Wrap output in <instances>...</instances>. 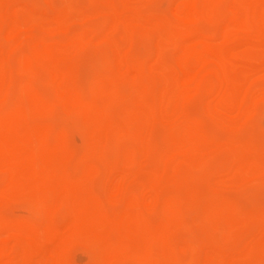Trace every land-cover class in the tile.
Listing matches in <instances>:
<instances>
[{
    "label": "rangeland",
    "instance_id": "obj_1",
    "mask_svg": "<svg viewBox=\"0 0 264 264\" xmlns=\"http://www.w3.org/2000/svg\"><path fill=\"white\" fill-rule=\"evenodd\" d=\"M0 4V264H264V0Z\"/></svg>",
    "mask_w": 264,
    "mask_h": 264
},
{
    "label": "bare ground",
    "instance_id": "obj_2",
    "mask_svg": "<svg viewBox=\"0 0 264 264\" xmlns=\"http://www.w3.org/2000/svg\"><path fill=\"white\" fill-rule=\"evenodd\" d=\"M80 1H81V0H80ZM75 2H76V1H75ZM75 2H74V3H75ZM90 2H92V1H90ZM79 3H81V2H79ZM94 3L96 4L97 2H96V1H95V2H92V4H94ZM95 4H94V5H95ZM183 4H184V3H183ZM0 5H1V4H0ZM56 5H57V4H56ZM79 5H82V4H79ZM79 5H75V6H76V7L78 6V7L76 8V10L78 9V10L80 11V9H79L80 6H79ZM181 5H182V4H181ZM11 6H12V5H11ZM19 6H21V4H20V5L17 4V7H19ZM0 8H1V7H0ZM80 8H81V7H80ZM1 9L4 10L3 8H1ZM1 9H0V10H1ZM20 10H22V6H21ZM70 10H71V9H70ZM24 11H25V10H23L22 12H24ZM79 11H75V14H77V13L79 14ZM1 12H2V11H1ZM70 12H71V11H70ZM25 15L27 16L28 13L25 12ZM21 16L23 17V14H22V13H21ZM21 16H20L19 18H21ZM77 16H78V15H77ZM77 18H79V17H77ZM31 20H32V19L30 18V21H28V22H29L28 25H30ZM45 20H46V19H45ZM21 21H24V20H21ZM40 22H41V21H40ZM33 23H34V22H33ZM51 23H52V22H51ZM25 24H26V23H25ZM56 24H57V23H55L54 25H56ZM22 25H23L22 27H25V25H24L23 23H22ZM34 25L36 26V23H35ZM46 25H48V24H46ZM46 25H44V26H46ZM1 29H2V30H1ZM0 30H1V32L4 31V29L1 28V27H0ZM43 31H44V30H43ZM1 32H0V33H1ZM44 33H47V32H44ZM48 36L50 37V35H48ZM46 37H47V36L44 34V36H43L44 41H45V39L47 40V38H49V37H47V38H46ZM34 39H35V38H34ZM49 39H50V38H49ZM49 39H48V40H49ZM48 40H47V41H48ZM35 42H36V41H35ZM40 44H41V45H40ZM39 45H40V46H39ZM39 45H38V46H39L40 51L43 52V51H44V50H43V44H42V43H39ZM53 45H55V44H53ZM56 46H57V45H55V47H56ZM200 46H201V45H200ZM32 47H35V46H32ZM41 47H42V48H41ZM51 47H53V48L56 50V48H55L54 46L51 45ZM200 48H201V47H200ZM30 49H32V48H30ZM54 49H53V50H54ZM31 51H32V50H31ZM26 52H27V51H26ZM26 52H25V53H26ZM44 52H45V51H44ZM28 53H29V52H28ZM33 53H34V52H33ZM47 54H48V55H47ZM53 54H55V51L53 52ZM24 55H25V54H24ZM24 55H23V56H24ZM30 55H32V52L30 53ZM44 55H45V56H49V55H50V59L52 58L53 61H54V57H55L54 55L51 56V54H50V53H47V52H45ZM179 55H180V54H179ZM33 56H34V54L32 55V58H33ZM37 56H38V55H37ZM41 56H43V55H41ZM2 58H3V57H2ZM22 58H23V57H22ZM34 58H35V57H34ZM34 58H33V59H34ZM43 58H44V56H43ZM43 58H42V60H46V59H43ZM39 59H40V60H39ZM39 59H38V60H39V63H38V64H40V65L44 64V63L41 64L40 62H41L42 60H41V58H39ZM35 62L37 63V59H36V61H34V63H35ZM43 62H44V61H43ZM22 63H23V60H22ZM22 63H21V64H22ZM34 63H33V66L36 65V63H35V65H34ZM38 64H37V65H38ZM184 64H186V63H184ZM0 66H1V65H0ZM5 66L8 68L9 64H6ZM185 66H186V65H185ZM3 67H4V65H3ZM37 67H38V66H36V68H37ZM39 67H41V66H39ZM54 67H55V66H54ZM0 68H1V67H0ZM0 71H1V70H0ZM34 73L36 74V72H33L32 75H34ZM27 74H28V73H27ZM29 75H30V74H29ZM27 77H28V76H27ZM33 77H34V76H33ZM36 77H37V76H36ZM31 79H33V78H31V76H30V80H29L30 83H32V82H31ZM35 80H37V79L35 78ZM29 81H28V82H29ZM32 81H33V80H32ZM35 82H36V81H35ZM32 84H33V83H32ZM96 84H97V83H96ZM98 84H99V83H98ZM93 86H94V85H93ZM101 86H102V85H101ZM160 86H161V84H160ZM24 89H25V88H24ZM22 90H23V89H22ZM26 91H27V90H26ZM110 91H111V90H110ZM35 98H36V97H35ZM41 98H42V97H41ZM84 98H85V97H84ZM54 99H55V98H54ZM90 99H91V98H90ZM51 100H53V99H51ZM51 100H50V101H51ZM56 100H57V98H56ZM95 100H96V99H95ZM42 101H43V100H42ZM50 101H49V102H50ZM58 101H59V100H58ZM45 102L49 103V102L47 101V99H46ZM59 102H60V101H59ZM92 102H93V101H92ZM1 103H2V102H0V104H1ZM37 103H38V102H37ZM42 103H43V102H42ZM42 103H41V105H42ZM50 103H51V102H50ZM50 103H49V104H50ZM99 103H100V101H99ZM2 104H3V103H2ZM20 105H21V104H20ZM23 105H24V104H23ZM26 105H27V104H26ZM28 105H29V104H28ZM37 105H38V104H37ZM2 106H3V105H2ZM18 106H19V105H18ZM39 106H40V104L38 105V107H39ZM42 106H43V105H42ZM44 106H45V105H44ZM91 106H92V105H91ZM93 106H94V105H93ZM4 107H5V106H4ZM21 107H22V106H21ZM27 107H28V106H27ZM2 108H3V107H2ZM14 108H15V107H14ZM14 108H13V109H14ZM34 108H35V107H34ZM41 108H42V107H41ZM93 108H94V107H93ZM6 109H7V107H6ZM11 109H12V108H11ZM94 109H96V107H95ZM27 110L29 111L28 108H27ZM34 110L37 112V108H35ZM44 110H45V109H44ZM35 111H34V112H35ZM97 111H98V110H97ZM3 112H6V113H7V112H10V110H9V111H7V110L4 111V110H2V113H3ZM11 113H12V112H11ZM19 114H20V113H19ZM0 115H1V111H0ZM2 115H3V114H2ZM34 115H35V113H34ZM28 116H29V115H28ZM28 116H27V117H28ZM93 116H94V115H93ZM35 118H36V117H35ZM35 118L32 117V119H35ZM41 118H42V117H40V119H41ZM21 119H22V118H21ZM27 119H30V117H28ZM38 119H39V117H37V120H38ZM2 120H3V119H2ZM22 120H23L22 123L19 124V126L21 127V131L23 130V126H24L23 123L26 122V124H27V120H25V119H22ZM37 120H36L35 122H39V121H40V120H39V121H37ZM8 122H9V120L7 121V123H8ZM33 122H34V121H33ZM3 123H4V122H3ZM9 123H10V122H9ZM28 123H29V122H28ZM30 123H32V122L30 121ZM13 124H14V123H13ZM3 125H4V124H3ZM27 125H28V124H27ZM0 126H1V125H0ZM24 127H26V126H24ZM55 128H56V127H55ZM56 130H58V128H57V129H54L53 131H56ZM31 131H32V130H31ZM53 131H52V132H53ZM53 133H54V132H53ZM12 134H13V133H12ZM25 134H27V133H24V135H25ZM198 134H199V133H198ZM19 136H20V135H19ZM26 136H27V135H26ZM26 136H24V137H26ZM10 137H11V136H10ZM34 137H35V135H34ZM12 138H13V137H12ZM36 138H37V137H36ZM34 139H35V138H34ZM49 139H50V138H49ZM52 139H53V136H52ZM46 140H47V139H46ZM50 140H51V139H50ZM10 141H11V139H10ZM8 142H9V141H8ZM35 142H36L37 144H36ZM24 144H26V143H24ZM35 144H36L37 146H39V144H38L37 141H34V146L37 147ZM52 144H53V143H52ZM8 146H10L9 143H8ZM11 146H12V145H11ZM45 146H46V144L44 145V148H45ZM47 148H48V147H47ZM37 150H40V149H37ZM30 151H31V148H30V150H29V149L27 150V152H30ZM34 151H35V150H34ZM18 152H19V151H18ZM36 152H37V151H36ZM12 153H15V152H12ZM39 153H41V152L39 151V152L36 153L35 155H37V154L40 155ZM9 155H10V153H9ZM31 156H32V155H31ZM51 160H52V159H51ZM55 160H56V159H54V161H55ZM32 161H33V159H32ZM195 161H196V160H195ZM195 161H194V163H195ZM196 162H198V161H196ZM197 167H199V166H197ZM27 169H28V168H27ZM31 169H32V168H31ZM197 169H199V168H197ZM36 170H37V169H36ZM24 171H25V170H23V172H24ZM27 171H29V170H27ZM38 171H39V169H38ZM196 172H197V171H196ZM40 173H41V172H40ZM40 173L38 174L39 176H40ZM41 174H43V172H42ZM64 175L67 176L68 173H65ZM40 177H41V176H40ZM45 177H46V175H45ZM57 177L59 178V175H57L56 178H57ZM60 177H61V176H60ZM56 178H54V179H55V180H58V179H56ZM59 180H61V178H59ZM57 182H58V181H57ZM184 185H185V184H184ZM18 186H20V185H18ZM59 186H60V185H59ZM182 186H183V185H182ZM178 187H179V186H178ZM21 188H22V187H21ZM35 188H36V187H35ZM35 188H34V189H35ZM19 189H20V187H19ZM190 189H191V188H190ZM193 189H194V188H193ZM194 190H195V191H194ZM194 190H193V192H190V190H189V196L191 195V193H193L195 196L198 195V191H197L196 189H194ZM19 191H20V193H21V189H20ZM191 191H192V190H191ZM196 191H197V192H196ZM22 192H23V191H22ZM24 192H25V193H29L30 191L27 192V189H26ZM183 194H184V193H183ZM214 194H215V193H214ZM47 196H50V195L48 194ZM184 197H185V196H184ZM46 201H47V200H46ZM40 202H41V201H40ZM43 202H45V201H43ZM44 204H45V203H44ZM34 205H37V200H36L31 206L33 207ZM173 205H174V204H173ZM40 206H41V205H40ZM211 209H212V212H213V213H215L216 210H218L217 206H212ZM29 211H30V209H29ZM0 212H1V211H0ZM31 212H32V211H31ZM180 212H181V210H180ZM206 213H207V212H206ZM208 214H209V212H208ZM4 216H5V215H4ZM0 218H1V217H0ZM1 220H6V218H5V219H1ZM6 223H7V222H6ZM229 223H232L231 225H233V226L235 227L233 220L229 221ZM0 224H4V221H3V223H2V221H1ZM3 226H4V225H3ZM5 226H6V225H5ZM234 227H233V228H234ZM236 227H237V226H236ZM0 228H1V226H0ZM2 228H3V227H2ZM235 229H236V228H235ZM77 230H78V229H77ZM1 231H2V230H1ZM162 232H163V236H164V233H166L167 231H166V230H162ZM161 236H162V235H161ZM155 239H156V238H155ZM157 239H158V237H157ZM158 240H159V239H158ZM160 240H161V239H160ZM162 241H163V240H162ZM162 241H161V242H162ZM156 242L158 243V241H156ZM156 242H155V245H156ZM159 242H160V241H159ZM161 242H160V243H161ZM259 242H260V241H259ZM258 244L261 245L262 243H258ZM190 245H191V244H190ZM189 247H190V249H191L192 246H189ZM254 247H255V246H254ZM192 248H194V247H192ZM252 249H253V248H252ZM256 251H257V250H256ZM254 253H255V252H254ZM255 254H256V253H255ZM189 255H190V253H189ZM254 257H256V255H255ZM251 259H253V261L256 260V258H251Z\"/></svg>",
    "mask_w": 264,
    "mask_h": 264
}]
</instances>
